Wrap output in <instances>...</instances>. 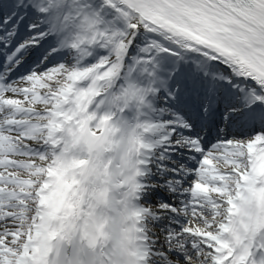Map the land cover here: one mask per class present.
Returning <instances> with one entry per match:
<instances>
[{"label": "snow or ice", "instance_id": "6c2138e0", "mask_svg": "<svg viewBox=\"0 0 264 264\" xmlns=\"http://www.w3.org/2000/svg\"><path fill=\"white\" fill-rule=\"evenodd\" d=\"M0 264H264V0H0Z\"/></svg>", "mask_w": 264, "mask_h": 264}]
</instances>
